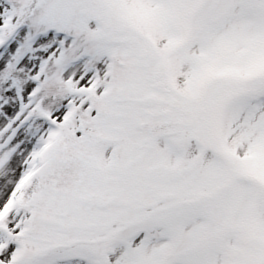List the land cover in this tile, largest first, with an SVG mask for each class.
<instances>
[{"label": "snow or ice", "instance_id": "6c2138e0", "mask_svg": "<svg viewBox=\"0 0 264 264\" xmlns=\"http://www.w3.org/2000/svg\"><path fill=\"white\" fill-rule=\"evenodd\" d=\"M0 264H264V0H0Z\"/></svg>", "mask_w": 264, "mask_h": 264}]
</instances>
